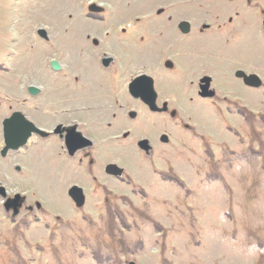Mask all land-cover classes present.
Segmentation results:
<instances>
[{"label": "rangeland", "instance_id": "374dc122", "mask_svg": "<svg viewBox=\"0 0 264 264\" xmlns=\"http://www.w3.org/2000/svg\"><path fill=\"white\" fill-rule=\"evenodd\" d=\"M263 18L264 0H0V149L15 110L45 132L0 155L7 197L33 208L0 195V264H264ZM141 73L166 111L129 94ZM72 123L88 155L52 135Z\"/></svg>", "mask_w": 264, "mask_h": 264}, {"label": "water", "instance_id": "95a60500", "mask_svg": "<svg viewBox=\"0 0 264 264\" xmlns=\"http://www.w3.org/2000/svg\"><path fill=\"white\" fill-rule=\"evenodd\" d=\"M90 10H98V7L95 5H91ZM264 23V22H263ZM179 28L182 32H187L189 30V22L187 21H181L179 23ZM38 33L43 36L47 37L45 30L39 29ZM110 61L109 58L103 59L104 64H108ZM167 66H170L171 63L169 61L166 62ZM51 66L53 69H59V64L55 60H51ZM235 75L237 77H243V81L246 84L251 85H258L259 79L256 75L250 74L246 75L243 71L237 70L235 72ZM129 91L133 96L140 97L145 103H147L151 109H156L154 106V99H155V93L152 86V78L145 74H140L133 78L131 82L128 85ZM38 88L29 85L28 91L32 94L38 92ZM131 116L134 115V113H130ZM3 128V139H4V147L1 150V155H4L7 149H16L19 146L23 145L27 138L30 136L32 132H37L38 128L29 120H26L25 117L15 111L13 112L9 117L5 118L2 123ZM68 131V135L66 136V143L69 153H73L75 148H82L91 143L89 139L81 135L78 131L75 130V126H69L66 128ZM59 125L55 129V132H60ZM162 139H165V136H162ZM78 142V143H77ZM77 143V144H76ZM142 145H144V142H141ZM105 171L107 173L112 174H120L121 169L117 167V165L113 163H109L105 167ZM0 194L2 196H5V191L3 189V186H0ZM69 194L77 201V204L80 205L83 201V194L82 190L78 186H72L69 189ZM24 200V197L20 194H15L14 197H8L5 199L3 205L6 210H12V216L16 215L18 213L19 207L21 206L22 202Z\"/></svg>", "mask_w": 264, "mask_h": 264}, {"label": "flooded vegetation", "instance_id": "af4514ba", "mask_svg": "<svg viewBox=\"0 0 264 264\" xmlns=\"http://www.w3.org/2000/svg\"><path fill=\"white\" fill-rule=\"evenodd\" d=\"M68 134H69V133H67V132H66V133H65V132H61V134H60L61 137H58V138L61 140L62 145H63L64 138H65ZM77 143H78V142H77ZM77 143H76V144H77ZM92 146H93V141H92V144H91L90 147H92ZM62 149L65 150V149H64V145H63V148H62ZM80 152L83 153L84 155H88V151H87L86 148H84V149H76V148H75V152H74L72 155H70V157H75V156L78 155ZM68 155H69V154H68ZM79 160H81V158H79ZM89 162L92 163V160L90 159ZM22 207H23V209H25V210H27V211H29V212H31V211L33 210L31 204H25V205L22 206ZM38 208H40V206H39Z\"/></svg>", "mask_w": 264, "mask_h": 264}, {"label": "bare ground", "instance_id": "6f19581e", "mask_svg": "<svg viewBox=\"0 0 264 264\" xmlns=\"http://www.w3.org/2000/svg\"><path fill=\"white\" fill-rule=\"evenodd\" d=\"M219 6V5H218ZM223 8V7H222ZM145 9V8H144ZM221 9V8H220ZM224 9V8H223ZM218 11V10H217ZM219 12V11H218ZM217 13V12H216ZM218 14V13H217ZM220 14V13H219ZM236 40V39H235ZM235 40H234V42H235ZM230 45H232V44H230ZM231 47V46H230ZM211 49V48H210ZM205 51V50H204ZM208 56H209V54H207ZM212 55V54H211ZM214 56V55H213ZM214 62V61H213ZM216 62V61H215ZM203 63V62H202ZM210 64V63H209ZM199 68H200V66H199ZM94 96V95H93ZM98 98V97H97ZM96 99V98H95ZM105 99V98H104ZM102 100V99H101ZM100 100V101H101ZM96 102H97V100H96ZM79 103H81V102H79ZM88 103V102H87ZM92 113V112H91Z\"/></svg>", "mask_w": 264, "mask_h": 264}]
</instances>
